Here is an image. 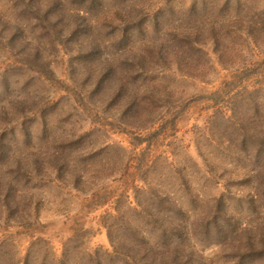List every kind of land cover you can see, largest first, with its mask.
Here are the masks:
<instances>
[{"label": "rangeland", "instance_id": "1", "mask_svg": "<svg viewBox=\"0 0 264 264\" xmlns=\"http://www.w3.org/2000/svg\"><path fill=\"white\" fill-rule=\"evenodd\" d=\"M170 223L264 264V0H0V264H141Z\"/></svg>", "mask_w": 264, "mask_h": 264}, {"label": "trees", "instance_id": "2", "mask_svg": "<svg viewBox=\"0 0 264 264\" xmlns=\"http://www.w3.org/2000/svg\"><path fill=\"white\" fill-rule=\"evenodd\" d=\"M158 210H160L163 213L168 212L167 208L164 207H158ZM176 227H179L178 224L170 223V228H167L166 230L161 229V231L159 232L160 235L159 237L161 238L160 246H162L163 249V253L161 255L156 254L154 249L152 248L148 249L146 248L148 246H146L143 249L142 254L139 255V259H138L139 263L142 264L144 261L151 260V264H187L188 261L185 260L184 257L182 256V249H181L182 242L176 241L177 233L178 231L180 232V229H176ZM173 241L176 242L177 245L173 246ZM137 244L139 245V243ZM132 252L134 253V251ZM123 257L124 259L128 257L130 259H134L135 261V253L134 255L130 253V256L124 255ZM92 258L93 257H90L87 260V262L91 263ZM124 259H123V263L125 264ZM25 260L26 261H24V263L19 261V263L17 264H25L26 262H28L27 260H29L28 257ZM63 260H65V257L63 258ZM57 264H65V263L57 261ZM66 264H67V260H66Z\"/></svg>", "mask_w": 264, "mask_h": 264}]
</instances>
